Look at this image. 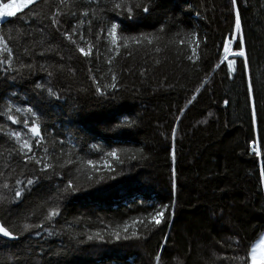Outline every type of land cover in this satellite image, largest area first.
<instances>
[{
  "label": "trees",
  "instance_id": "16d2710c",
  "mask_svg": "<svg viewBox=\"0 0 264 264\" xmlns=\"http://www.w3.org/2000/svg\"><path fill=\"white\" fill-rule=\"evenodd\" d=\"M157 2L160 7L155 13L143 14L132 21L114 15L109 0H101V5L107 4L109 10L106 16L98 13V19L105 23L114 16L116 21H122L126 34L154 35L159 28L158 19L167 22L174 17L181 33H198L206 42L201 44V68L194 70L188 62L179 59L175 45L165 47L175 35L171 32L159 45L162 49L159 54L141 48L133 49L132 56L125 52L118 58V67L122 69L120 89L114 98L99 97L95 94L89 68L99 67L101 72L97 75H101L107 70L104 61L92 63L84 58L77 59L78 54L68 59V49H64L62 63L74 68V75L65 73L58 80L53 78L61 94L59 101L52 98L40 102L47 128L44 134L47 146L54 150L53 155L59 154L58 141L64 140V151H72L84 161L100 162V153L91 150L93 143L105 151L114 147L140 149L146 159L126 162L122 166L124 174L117 179L94 185L63 201L62 215L57 218L59 223L55 228L58 234L49 236L41 231L39 236L26 234L18 241L0 238V264H13L12 253L22 248L28 249L30 264H152L165 234L170 235V240L164 258L170 264H175L177 257L184 264H216L213 252L232 254L230 250L221 249L218 241L226 239L233 230L240 232L243 244L249 248L264 234V181L259 176L260 160L252 156L247 143L251 100L246 97V78L241 79L239 69L234 78H229L225 66L212 72L218 63L221 42L233 30L230 0ZM55 4L56 0H48L34 9L40 16L35 18L36 23L30 31L37 40L40 37L36 26L47 23L43 16ZM239 4L255 102L264 127V0H239ZM15 19L4 20L0 24V34L7 37L12 29L19 28V21L8 22ZM65 21V28L75 24L72 17H65ZM12 38L17 56L30 60L36 67L31 71L22 70L26 79L0 84V94L15 90L22 102H18V106L26 108L39 101L32 91V82L47 83L49 79L39 65H49L59 58L51 54L41 57L38 53L42 49L35 44H25L15 33ZM29 46L35 49V55L23 53V48ZM141 71H145L144 76L140 75ZM3 79L4 74L0 72V81ZM204 80L209 83L202 88ZM8 85L14 87L8 89ZM193 95H197V99L188 105ZM30 98L32 104L28 103ZM225 100L229 101L227 105ZM209 112L213 114L211 117H208ZM126 119L135 121L134 126L115 128L116 123ZM205 119L208 120L206 124L202 123ZM0 124L26 131L22 125H11L4 117H0ZM173 128L177 129L174 140L171 138ZM5 147L0 143V152ZM4 162L0 157V171L4 170ZM78 167L79 164L58 167L59 175L51 181H42L27 199L17 202L15 210L22 215L27 213L31 219L29 207L34 202L43 203L41 197L54 196L56 185L77 177L80 184L86 185ZM173 169L176 170L175 191L172 189ZM0 195L13 199L10 192H0ZM172 201L176 202V207L169 224L151 234L142 231L141 235H147V239L77 242L86 239L81 233L130 223L133 218L142 216L147 206ZM36 211L39 214L41 210L37 208ZM240 254H244L243 248Z\"/></svg>",
  "mask_w": 264,
  "mask_h": 264
},
{
  "label": "snow or ice",
  "instance_id": "6c2138e0",
  "mask_svg": "<svg viewBox=\"0 0 264 264\" xmlns=\"http://www.w3.org/2000/svg\"><path fill=\"white\" fill-rule=\"evenodd\" d=\"M47 2L48 0H0V20L15 17V20L8 22L13 24L16 21L20 22L19 28L12 29L7 37L0 34V72L4 74V79L0 81V84L7 85L9 80L17 81L18 78L26 79L22 70L31 71L36 67L30 60L25 61L23 56H17L15 48L12 46L13 33L20 37L25 44H35L37 48L42 49L38 53L39 56L44 57L51 54L59 58L49 65H39V69L46 72L49 79L47 83L32 82V91L39 97L37 103L32 104L30 98L28 103L32 106L25 108L18 106L19 95L15 90H11L10 94L8 90L0 94V117L6 118V121L11 125H22L26 130H14L0 124V137L4 138L0 140V143L6 145L4 151L0 152V157L5 161L4 170L0 171V192H10L13 197V199H9L7 195H0V238H6L9 241H18L22 236L31 233L39 236L41 231L47 232L49 236L58 234L55 228L59 223L57 218L62 215L61 204L63 201L90 190L94 185L99 186L109 179H117L118 175L124 174L122 166L126 162L138 158L146 159L140 149L133 151L132 149L114 147L105 151L102 146L93 143L90 145L91 150L100 153V162L93 159L84 161L75 156L72 151H64V140L58 141L61 146L60 152L53 155L54 150L47 146L48 139L44 134L47 128L40 102L52 98L59 101L61 94L56 90L53 78L58 80L65 73L74 75V68L62 63L65 61L64 49H68V59L72 58V54H78L77 59L84 58L92 63L104 61L107 70L101 75H97L101 72L99 67L89 68L90 79L95 85V94L99 97L114 98L115 93L120 89L122 69L118 67V58H121L125 52L128 56H132L133 49L141 48L159 54L162 51L159 45L163 42V38L171 32H174L175 35L167 41L165 47L175 45L178 58L188 62L194 70L201 68L203 64L201 44L206 42L202 41L198 33H181L178 21L174 17L167 22H161L158 19L159 28L154 35L126 34L122 21H116L114 16L107 19L105 23L99 21L98 13L101 16H106L109 10L107 4L101 5V0H56L55 7L50 8L49 12L43 16V20H46L47 23L41 22L36 26V33L40 37L37 40L33 32L30 31L36 23L35 18L40 16V12H34V9L39 4ZM109 3L110 10L114 15H120L124 19L132 21L143 14L151 16L160 7L157 0H109ZM229 12L233 17V30L222 40L217 57L218 63L212 72L225 66L227 68L226 75L229 78H234L238 69L241 79L245 80L246 78V97L251 100L248 149L253 157L260 160L259 176L264 181V127H262L254 97L255 88L250 74V60L246 50L239 0H230ZM30 13L31 15H29ZM22 17H27L28 20L26 21ZM65 17L75 18V24H69L65 28ZM69 46L72 47L69 48ZM23 53L29 56L36 54L35 49L31 46L24 47ZM237 61L240 62L239 65ZM155 63L159 64V61L156 60ZM145 71H141L140 75L144 76ZM105 81L107 82L105 83ZM208 83V80H204L201 87L203 88ZM13 87V85H8V89ZM199 92L198 88L197 94ZM196 99L197 95H193L187 101L188 105H191ZM228 103V100L224 101L225 105ZM212 115L211 112L208 113V117ZM207 122V119L202 121L205 124ZM134 124L135 121L126 119L116 123L115 128L132 127ZM176 135L177 129L173 128L171 138L174 140ZM72 148L75 149L76 145L73 144ZM37 149L40 151L38 152ZM172 159L173 161L176 159L175 151L172 152ZM77 164L80 165L77 171L85 177L86 185L78 182L79 177L70 178L66 182L56 185L54 196L49 194L48 197H41L43 203L34 202L29 207L28 211L32 213L31 219L27 213L22 215L15 210L17 202L27 199L42 181H51L54 176L59 175L56 171L58 167L70 168ZM117 166H120L119 171ZM172 177V189L175 191L177 188L175 169L172 170ZM175 207V201L168 204L149 205L144 209L142 216L133 218L130 223L125 222L116 227H106L91 233H81L80 235L86 236V239H78L77 242L85 244L122 239H147L148 236L141 235V232L151 234L162 230L161 226H167L171 217L174 216ZM37 208L41 210L39 214L36 211ZM169 240L170 235L165 234L162 243L157 247L152 264H170L164 258L168 251ZM218 244L221 249L230 250L232 254L217 255L213 252L216 264H264V234L261 235L259 242L251 245L250 248L243 244V237L237 230H233L232 234L223 241H218ZM242 248L244 249L243 255L240 254ZM12 256L13 264H30L31 257L28 256V249L22 248L20 251L12 253ZM174 259L175 264H184V261L178 257Z\"/></svg>",
  "mask_w": 264,
  "mask_h": 264
},
{
  "label": "rangeland",
  "instance_id": "374dc122",
  "mask_svg": "<svg viewBox=\"0 0 264 264\" xmlns=\"http://www.w3.org/2000/svg\"><path fill=\"white\" fill-rule=\"evenodd\" d=\"M6 19H7V18H6ZM6 19H5V20H6ZM3 21H4V20H0V24H1ZM233 46H234V45H233ZM259 240H260V239H259ZM259 240H258L256 243H258ZM256 243H255V244H256Z\"/></svg>",
  "mask_w": 264,
  "mask_h": 264
},
{
  "label": "bare ground",
  "instance_id": "6f19581e",
  "mask_svg": "<svg viewBox=\"0 0 264 264\" xmlns=\"http://www.w3.org/2000/svg\"><path fill=\"white\" fill-rule=\"evenodd\" d=\"M258 87V86H257ZM260 90V89H259ZM212 242V241H211ZM217 248V247H216Z\"/></svg>",
  "mask_w": 264,
  "mask_h": 264
},
{
  "label": "water",
  "instance_id": "95a60500",
  "mask_svg": "<svg viewBox=\"0 0 264 264\" xmlns=\"http://www.w3.org/2000/svg\"><path fill=\"white\" fill-rule=\"evenodd\" d=\"M4 239H6V238H4Z\"/></svg>",
  "mask_w": 264,
  "mask_h": 264
}]
</instances>
